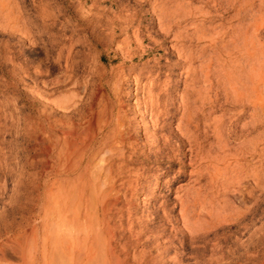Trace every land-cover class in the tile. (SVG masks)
Returning <instances> with one entry per match:
<instances>
[{"label": "rangeland", "instance_id": "1", "mask_svg": "<svg viewBox=\"0 0 264 264\" xmlns=\"http://www.w3.org/2000/svg\"><path fill=\"white\" fill-rule=\"evenodd\" d=\"M140 1L143 0H11L12 14L9 11L3 13L0 23L8 15L19 17L20 29H0V264H36L39 261L43 264L42 259L38 262L34 259L37 252L43 254V251L48 264V229H52L51 225L48 228V113L53 123L58 124L62 119V114L54 106L48 109V98L55 104L67 102L65 98H78L83 102L90 99L95 100L96 106L99 103L101 106L103 99L113 96L114 84L120 82L122 89L134 88V78L143 73L142 84L146 85L145 91H148L150 82L154 80L153 76L149 77L148 71L158 73L157 67L164 71L170 65L158 34L159 21L149 8V15L143 18V37L146 41L142 58V51L134 52L135 61L128 62L123 69L116 68L124 63L127 53V50L119 53L118 44L127 36L133 38L135 30L126 36L117 32L115 37L111 33L113 21L121 11L124 15H127V11L133 13L131 6ZM206 1L194 0L191 8L196 9ZM218 3L223 6H217ZM244 4L246 8L240 11L238 7ZM209 5L219 7L211 15L213 17L219 13L223 16V22L218 21L217 24H222L219 29L224 31L240 24L247 27L251 24L252 14L261 13L264 17V0H212ZM212 21L215 22L188 20L181 27L188 28L194 24L207 28ZM122 27L125 28L124 25ZM253 29L250 28L249 35H252ZM258 29L256 44L260 55L254 61L255 71L250 69L251 63L241 58L244 52L229 51L228 60L214 59L218 65L225 64L226 70L239 65L243 72L237 91L227 82L226 87L216 84L221 73H214L211 82H215V87L210 98H264V25H258ZM167 42L169 46H190L184 41L174 42L173 37L168 38ZM201 47L203 45L195 44L190 50L196 55ZM210 54L211 48L206 51L205 57ZM178 61L179 58L175 57L172 63ZM200 65L197 62L193 68L197 69ZM187 69L180 67L173 78L178 98L186 92L193 77V70L188 69V72ZM129 70L130 81L124 83L120 79V71L128 75ZM250 78L256 80V96V93L252 96ZM165 80L166 77L162 81ZM243 86L245 92L242 91ZM240 90L241 93L238 92ZM134 99L132 96L126 101L127 110L133 109L130 104ZM262 106L257 107L261 128L249 137L253 139L254 148L249 149L250 154L244 153L243 157L246 158L241 160L247 167L245 174L251 175L255 171L261 181L258 186L250 181L246 188L219 197L220 201L228 198L233 208H239L240 215L232 220L213 221L206 217L204 228H197L201 226L196 224L199 217L190 218L188 211L181 208L180 204L188 193L206 182L199 181L198 173L193 168L186 169L184 178L170 181L175 173L171 177L164 176L163 171L157 169V164L146 162L147 154L140 158V162L145 163L130 166L133 175L129 178L132 181L136 179V172L142 173V168L146 170L138 186L145 191L135 196L131 208L120 204L109 215L112 231L116 232L118 238L122 237L124 242L127 240L133 245L129 251L130 263L134 261L133 256H144L149 264H264ZM131 111L130 114L133 113ZM252 111L251 107H246L244 123L253 120ZM70 117L75 122H84L78 112ZM149 119L150 112L146 121ZM119 189L122 196L131 197L127 187ZM211 197L209 195L208 199ZM215 205L218 206V202ZM59 225L60 233L69 227Z\"/></svg>", "mask_w": 264, "mask_h": 264}, {"label": "bare ground", "instance_id": "2", "mask_svg": "<svg viewBox=\"0 0 264 264\" xmlns=\"http://www.w3.org/2000/svg\"><path fill=\"white\" fill-rule=\"evenodd\" d=\"M192 1L143 0L131 6L133 13L127 11V15H124L121 11L115 16L111 30L115 37L117 32L126 36L135 30L133 38L127 36L118 44L117 51L124 53L127 50V53L124 63L117 66V69H123L128 62L135 61L132 55L134 52L142 51V58L146 41L143 37V18L149 15V8L159 21L158 34L170 65L164 71L157 67L158 73L148 71L149 77H154L148 91H145L146 85L142 84L145 76L141 73L134 78V88L122 89L115 78L118 84H114L113 96L103 99L101 106L100 103L96 106L95 100L90 99L83 102L78 98H65L67 102L55 104L48 98V109L54 106L62 114L57 124L51 122L48 113V228L52 226V229H48V264H149L144 256H133V263L129 262V251L133 245L117 237L116 232L112 231V219L109 217L120 204L131 208L135 196L145 191L138 187L144 179L145 169H141L142 173H135V180L129 178L133 175L130 166L145 163L140 162L144 154L149 156L146 162L157 164V169L162 170L164 176L171 177L175 173L170 181L184 178L188 167L197 171L199 181L206 180L203 185L188 193L180 204L184 211H188L190 218L199 217L196 224L201 226L197 228H204L206 217L213 221H225L239 214V208H233L228 198L220 201V196L226 197L231 192L242 190L250 181L259 185L260 176L255 171L246 175L247 167L241 160L246 158L243 157L244 153L250 154L249 149L254 148L253 139L249 137L261 128L262 121L257 107L262 106L264 98H238L237 95V98H210V93L215 87L211 77L218 72L221 78L216 84L224 87L227 82L236 89L240 83L239 77L243 72L241 66L226 70L223 66L225 64L214 63V59L228 60L229 51L244 52V58H241L251 63V68L249 64L247 66L255 71L254 61L260 55L256 44L258 25H264V17L261 13L252 14L251 24L247 27L240 24L224 31L219 29L222 24H217L218 21L223 22V16L219 13L213 17L211 15L212 11L218 10L217 6H223L222 3L210 7L212 0H207L200 7L192 9ZM10 5L11 0H0V20L6 11L12 14ZM238 8L244 11L246 7L244 4ZM188 20L215 22L212 21L207 28L194 24L188 28L181 27ZM2 21L0 29H20L19 17L8 15ZM252 27L253 33L249 35ZM170 37H173L174 42L184 41L190 46H169L167 40ZM195 44L203 45L196 55L190 50ZM209 48L212 54L205 57ZM175 57L179 61L172 63ZM197 62L201 65L194 69L193 65ZM180 67L193 70V77L186 92L178 98L173 78ZM120 72L119 78L124 83L130 81L131 70L128 75ZM164 77L167 80L162 81ZM252 79L253 96L257 87L254 83L256 80ZM238 92L241 93V90ZM132 96L135 99L130 104L133 106V113L130 114L126 101ZM246 107L253 110L254 118L250 123H244ZM77 112L84 122H75L70 117ZM149 112L150 119L146 121ZM119 187H127L131 197L122 196ZM209 195L213 196L210 200ZM242 195L245 197V191ZM217 202L218 206L215 205ZM60 223L62 227L69 226L66 231L63 230L64 233L58 230ZM41 254L37 252L34 259L36 262L42 259L43 264H47L45 251ZM36 264L41 263L39 261Z\"/></svg>", "mask_w": 264, "mask_h": 264}]
</instances>
